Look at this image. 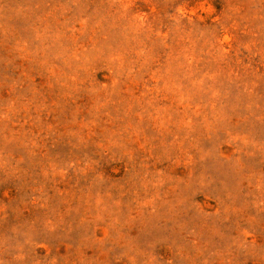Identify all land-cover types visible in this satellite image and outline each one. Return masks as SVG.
Here are the masks:
<instances>
[{"label": "rangeland", "instance_id": "1", "mask_svg": "<svg viewBox=\"0 0 264 264\" xmlns=\"http://www.w3.org/2000/svg\"><path fill=\"white\" fill-rule=\"evenodd\" d=\"M0 264H264V0H0Z\"/></svg>", "mask_w": 264, "mask_h": 264}]
</instances>
